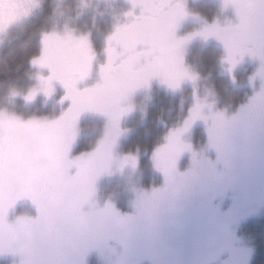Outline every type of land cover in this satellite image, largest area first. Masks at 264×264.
<instances>
[{
  "label": "rangeland",
  "instance_id": "rangeland-1",
  "mask_svg": "<svg viewBox=\"0 0 264 264\" xmlns=\"http://www.w3.org/2000/svg\"><path fill=\"white\" fill-rule=\"evenodd\" d=\"M45 1L0 0V49ZM49 1L0 106V264H256L264 0ZM211 49L235 105L199 68ZM147 126L150 150L124 149Z\"/></svg>",
  "mask_w": 264,
  "mask_h": 264
},
{
  "label": "trees",
  "instance_id": "trees-1",
  "mask_svg": "<svg viewBox=\"0 0 264 264\" xmlns=\"http://www.w3.org/2000/svg\"><path fill=\"white\" fill-rule=\"evenodd\" d=\"M202 6L203 7L199 8L195 7V11L204 19L210 20L213 16V8L208 5ZM51 10L50 1L46 0L40 10V14H36L33 18H30V20L25 23L19 34L0 49V106L3 103L2 100L7 98L6 94L9 89L15 86L22 87L27 85L28 81H30V62L38 54L39 32L47 26ZM23 30L25 31L22 32ZM211 50L212 51H208V57L200 59L198 64L202 73H204L211 81L210 85L216 93L217 101L220 105H235V103L241 102L243 92L228 89L226 80L217 75L216 61L218 60V53L214 49ZM152 119L153 118H151L150 121H152ZM134 128H140V126L134 125ZM153 129V126H147L141 129L138 135V142L129 143L131 141L130 140L123 145L124 149L149 151L152 144H154L157 140V137L155 138L152 135V132H154ZM90 142V139L87 138H82L80 140L81 144ZM249 225L251 224L249 223L248 226ZM260 229L257 226L252 228L253 232L251 237H255L254 243L256 249V254L253 255H255L258 261L257 263L264 264V237L261 236L263 233Z\"/></svg>",
  "mask_w": 264,
  "mask_h": 264
},
{
  "label": "flooded vegetation",
  "instance_id": "flooded-vegetation-1",
  "mask_svg": "<svg viewBox=\"0 0 264 264\" xmlns=\"http://www.w3.org/2000/svg\"><path fill=\"white\" fill-rule=\"evenodd\" d=\"M169 1L167 2L168 4L174 3L176 6H182V7H184V6L186 7V5L189 4V2H191L190 0H169ZM192 1L195 2L194 0H192ZM258 1L259 0H248V3H250L255 8H258ZM163 20L165 22H167V21H171V20H175V19H172L171 17H165V18H163ZM161 22H162L161 16H160V14H158L156 19L153 21V24H158ZM68 62H70V60H68L67 63ZM75 66H76V68H80L81 65L76 63V64H74V67ZM263 119H264V117H263Z\"/></svg>",
  "mask_w": 264,
  "mask_h": 264
}]
</instances>
